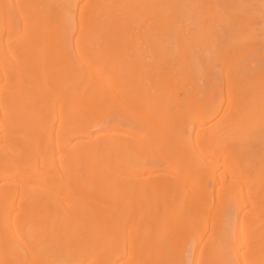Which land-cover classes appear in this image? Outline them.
I'll return each mask as SVG.
<instances>
[{
  "label": "bare ground",
  "instance_id": "6f19581e",
  "mask_svg": "<svg viewBox=\"0 0 264 264\" xmlns=\"http://www.w3.org/2000/svg\"><path fill=\"white\" fill-rule=\"evenodd\" d=\"M171 1L0 0V264H264V85L243 86L234 53L226 65L233 59L230 65L239 71L233 65L236 75L223 77L238 81L236 93L199 90L197 98L189 91L187 100L180 99V84L212 65L210 37L223 46H263L264 3L219 10L205 17H217L209 26L203 13L196 16L199 0ZM249 6L258 12L253 10L254 24ZM138 15L144 22H132ZM184 16L194 18L193 35L186 33ZM199 35L207 42L199 43ZM138 41L158 50L146 65L137 55ZM112 90L121 93L113 98ZM224 103L232 109L225 137L200 148L204 134L198 132L190 149L196 123L211 121ZM137 107L148 117L149 145L175 154L167 167L174 174L155 175L161 179L148 186L145 177L124 175L159 170L146 168V145L134 136ZM104 109L111 111L108 124L135 130L95 134L101 126L95 118ZM196 115L203 116L192 121ZM253 131L262 139L252 138ZM110 138L116 142L101 147L99 140ZM210 153L225 167L215 160L209 165ZM205 162L210 170L204 174ZM111 172L124 173L127 186L120 193L106 186Z\"/></svg>",
  "mask_w": 264,
  "mask_h": 264
},
{
  "label": "rangeland",
  "instance_id": "374dc122",
  "mask_svg": "<svg viewBox=\"0 0 264 264\" xmlns=\"http://www.w3.org/2000/svg\"><path fill=\"white\" fill-rule=\"evenodd\" d=\"M176 2H177V0H175ZM174 1V2H175ZM187 1V0H186ZM194 1V0H193ZM200 1V2H199ZM198 1V3L197 4H195V3H193V5L195 4V6L194 7H196L197 9H196V11H197V13L198 14H196V16L197 15H200L201 13H203V14H201V15H204V17H202V18H204V20L206 19L205 17L206 16H209V17H207V19L209 18H213V16L217 13L218 14V12H219V14H220V11L221 10H224V9H228L229 11L231 10V12H232V10H234L235 11V9H236V7L238 6V7H240L242 4L244 5L245 4V2L247 3V4H250L251 3V1L250 0H199ZM245 1V2H244ZM248 1H250V2H248ZM255 2H256V4H255V2H254V4L255 5H252V4H250V5H252L253 7H256V5L258 4V3H260V1L259 2H257L258 0H254ZM173 2V0L171 1V3ZM175 2V3H176ZM184 2V1H183ZM195 2V1H194ZM264 3V1L262 0V4ZM246 4V5H247ZM261 4V3H260ZM261 4V5H262ZM82 5L83 4H81V7H82ZM172 5V4H171ZM259 5V4H258ZM261 5H259V6H257V7H260ZM169 6V5H168ZM199 6V7H198ZM212 6V7H211ZM235 7V9H234V7ZM248 6V5H247ZM264 6V5H263ZM80 7V8H81ZM242 7H244V6H242ZM170 8V7H169ZM190 8V7H189ZM191 8H192V6H191ZM210 8V9H209ZM213 9V11H215V12H210V10L212 11V9ZM248 8H252L251 6H249ZM262 8V7H261ZM174 10V11H176V12H178V14H180V9L178 8V5H174V8H173V6L171 7V10ZM245 9H247L246 8V6H245ZM244 9V10H245ZM258 9V8H257ZM191 10H193V9H191ZM209 11V14L211 15V17H210V15L207 13V15H206V12H208ZM220 10V11H219ZM242 11L243 13L245 12V11ZM247 10H249V9H247ZM246 10V11H247ZM252 10V11H251ZM250 11L251 12H249L250 14H252L251 15V19L249 18V22H250V20L252 21V19H254L253 18V15L254 14H256V13H258L256 10H255V8H252ZM256 12H254V11ZM193 11H195V9L193 10ZM217 11V12H216ZM170 12V11H169ZM225 12V11H224ZM227 12V11H226ZM239 12H241V11H239ZM242 12H241V14L239 13H237L238 14V16H241L242 15ZM254 12V13H253ZM175 13V12H174ZM222 13V12H221ZM234 13V12H233ZM235 13V14H236ZM248 13V14H249ZM185 14H187V13H185ZM225 14H227L228 15V13H225ZM249 14V15H250ZM77 15H80V12L79 13H77ZM188 15V14H187ZM190 15V14H189ZM200 15V16H201ZM233 16H234V14H232ZM244 15V14H243ZM260 15V14H259ZM179 16V15H178ZM194 15L192 14V17H193ZM217 16V15H216ZM228 16H231V13L228 15ZM238 16H234V17H236V19L235 18H233L232 16L230 17V18H232V19H230V20H236L237 21V19H238V21H239V19H240V17L238 18ZM245 16H247V14L246 15H244V17ZM257 16H258V14H257ZM135 17V18H134ZM134 17H131V18H133V20H132V22L134 21H137V22H144V20H145V18L143 17V16H134ZM185 17V16H184ZM191 17V18H192ZM244 17L242 16L241 17V19L243 20V21H247V19H244ZM259 17V16H258ZM178 18V17H177ZM190 18V19H191ZM217 17H215L213 20H215ZM247 18V17H246ZM257 18V17H256ZM255 18V20H257ZM185 19H187L186 17H185ZM194 18H192L191 20L194 22V20H193ZM129 20H131L130 18H129ZM188 20V19H187ZM197 20V19H196ZM213 20H211V21H213ZM242 20H240V21H242ZM191 21V22H192ZM200 21H201V19H200ZM207 20H205V22H206ZM211 21H207V23H209V26L211 25L210 23H212ZM216 21H218V20H216ZM259 20H257V22H258ZM187 22H189V23H186V25L187 24H190V27H189V25H187L188 27H189V31L190 30H192V31H194L196 28H195V24H193V22L191 23L190 22V20H188ZM195 22H197V21H195ZM204 22V21H203ZM255 22V21H254ZM256 22V23H257ZM198 23V22H197ZM200 23V22H199ZM214 23V22H213ZM220 23H222V22H220ZM243 23V22H242ZM252 23H253V21H252ZM251 23V24H252ZM260 22H258V24H259ZM203 24V23H202ZM223 24V23H222ZM235 24V23H234ZM241 24V23H240ZM254 24V23H253ZM252 24V25H253ZM201 24H199V26H200ZM206 25H208V24H206ZM215 25V23L213 24V26ZM218 25V24H217ZM216 25V26H217ZM244 25V24H243ZM199 26H197L196 25V27H199ZM203 27L205 26V23H204V25H202ZM212 26V25H211ZM215 26V27H216ZM223 26V25H222ZM202 27V28H203ZM224 27V26H223ZM245 27H246V25H245ZM258 27V26H257ZM207 28V27H206ZM206 28H204V29H206ZM217 28V27H216ZM222 28V27H221ZM187 29V28H186ZM199 29H201V28H199ZM208 29V28H207ZM219 29V28H218ZM24 30H26V29H24ZM198 30V29H197ZM203 30V29H202ZM222 30H224V29H222ZM192 31H190V32H188V31H186V33H188V35H190L189 33H191ZM204 31V30H203ZM26 32H27V30H26ZM196 32V31H195ZM205 32V31H204ZM198 33V32H197ZM184 35H185V33H184ZM192 35H193V32H192ZM180 37L179 38H181L182 37V34H180L179 35ZM185 36H187V35H185ZM205 36V35H204ZM203 36V37H204ZM207 36V35H206ZM173 37V36H172ZM199 37H200V35H199ZM202 37V36H201ZM200 37V38H201ZM202 37V38H203ZM199 38V39H200ZM202 38H201V40L199 41V43L202 41ZM208 38V37H207ZM230 38V37H229ZM105 40V38H103L102 37V40ZM190 39V37L188 36V37H186V41H188ZM204 39V38H203ZM259 39V38H258ZM75 40H76V38H75ZM171 40H175L174 38L173 39H171ZM177 40V39H176ZM191 40V39H190ZM206 40V39H205ZM227 40H228V38H227ZM231 40H233V39H231ZM230 40V41H231ZM208 41L210 42V44L212 43L211 41H213V43L210 45V46H212L210 49H211V51H212V53L211 54H214L216 57H217V60L215 59V56H214V60H209V62H210V64H212V65H210V67L207 65V64H204V66H202L201 67V70L200 71H198L199 72V74H197L196 73V76H192L191 75V78H190V81L188 82V83H186L185 85H181L180 84V86L183 88V92L181 93V97H180V99L182 100V99H185L186 98V100L188 99V96H190L189 94V91H195V95H196V97L197 98H200V97H202L203 96V93H201V94H198V91L199 90H201L202 92H203V90H204V92L205 93H207V94H214L215 92H217V94H222V95H224V96H228V93L229 94H231V95H233L234 93H236L237 92V85H238V81L235 79V78H230V79H226V78H224L223 76H224V74L226 75L228 72L229 73H234L235 71L237 72V71H239V69L237 68V67H241V71H243V72H241V73H237V75H242L243 74V76H244V78H243V80L241 81V83L243 84V86L244 87H247L246 89L247 90H253L252 88H254V89H256V88H260L261 86H263L264 85V79L262 80V79H260V78H258L259 77V71L261 70L262 71V66L264 67V44H263V46L261 45L262 44V42H261V44H258V45H260V46H258V45H256V42H253V43H255V44H252V45H255V46H257L258 48H252L253 46H250V45H248L249 43H251L250 41H249V43L247 44L246 42H245V44H247V45H244V43H243V45L244 46H232L233 44H231V42L230 43H228L227 45H225V46H223V44L221 43L220 44V42H222V41H218L217 42V44L216 43H214L215 41H217V39L215 40V38H209L208 39ZM148 42V41H147ZM183 42V41H182ZM203 43L205 42H207V41H202ZM232 42H234V41H232ZM258 42V41H257ZM171 43H173V45H174V42H171ZM191 45V44H190ZM238 45V44H237ZM242 45V44H241ZM106 46V45H105ZM169 46V45H168ZM175 46V48L174 49H176V46L177 45H174ZM193 46V45H192ZM195 46V45H194ZM168 48V47H167ZM169 48H171V47H169ZM191 48V47H190ZM155 49V48H154ZM194 49V48H193ZM136 50H137V55L138 56H141V59H142V63L143 64H147V63H150V61L154 58V56L155 55H157L158 53V50H157V52L156 53H154L156 50H153V48H152V46H150L148 43H146V44H144L142 41H138V43H137V47H136ZM170 50H172V49H170ZM170 50L168 49V51L170 52ZM190 50H192V49H190ZM196 50V49H195ZM160 51V50H159ZM173 51V50H172ZM194 51V50H193ZM192 51V52H193ZM188 52H189V49H188ZM191 53V52H190ZM235 53V56H234V58H237L236 60H239L238 62L236 61L235 63H237V65L239 64L240 66H237V65H235V63L233 62L232 63V65H230L231 63V61H233V59L229 62V66L227 67V60L229 59V56L231 57V55L232 54H234ZM210 54V53H209ZM207 57H208V55H207ZM211 57V56H210ZM212 58V57H211ZM209 59V58H208ZM208 59H207V61H208ZM226 59V60H225ZM260 61H259V60ZM216 60V61H215ZM256 60V61H255ZM255 62H258V63H260L259 64V66H258V64H256ZM262 62V63H261ZM241 63V64H240ZM253 63H255V64H253ZM215 64V65H214ZM244 64V66H242ZM214 65V66H213ZM233 65H234V67H236V70H235V68L233 67ZM261 65V66H260ZM250 66H253V68L252 67H250ZM255 66V67H254ZM258 66V67H257ZM250 68V69H249ZM261 68V69H260ZM232 69H234V70H232ZM141 70L142 71H144V72H148V68L146 67V66H143L142 68H141ZM231 71V72H230ZM234 71V72H233ZM236 72L234 73L235 75H236ZM246 72V73H245ZM261 73V72H260ZM233 74V75H234ZM245 74V75H244ZM103 84V83H102ZM101 84V85H102ZM105 84V83H104ZM104 86V85H103ZM121 90V89H120ZM111 92V91H110ZM114 92V93H113ZM119 92L120 91H113L112 90V93H113V98H115V97H117V95L119 94ZM200 92V91H199ZM121 93V92H120ZM214 96H216L215 94H214ZM131 104V103H130ZM139 104V103H138ZM225 104V103H224ZM223 104V106H225V107H223V108H221L222 110H220L221 112H219V113H217L218 115L217 116H214V118L213 119H211V121H208V122H206V123H196L195 125H196V127H195V131L193 130V132H192V134L190 135V137H189V140H191V143L189 144L190 145V149H191V147L193 146V140H194V138H195V136H197L196 134L198 133V132H200V133H202V134H204V137H203V139H202V141H199L198 142V144L200 145V148L202 147V148H206V147H208L210 144H213L214 142H218V140L222 137V138H224L225 137V134L226 133H224V131H225V128H226V123H227V118H228V115H230L229 113L231 112H228L229 110L227 109V108H229V107H227L228 105H224ZM135 106V105H134ZM137 106V105H136ZM139 106V105H138ZM144 106V105H143ZM143 106H142V108H143ZM249 106H250V104H249ZM141 107V106H140ZM139 107V108H140ZM227 107V108H226ZM251 107H252V110H254L255 112H257V115H261V110H260V113L258 114V109H260V107L258 108V105H252V106H250V109H251ZM138 108V107H137ZM136 109L137 110V115H136V113L134 114L136 117H135V120H134V117H133V125L134 126H136V133H135V135L134 136H136V140L137 141H139L138 143H139V146H145L144 148H143V150H145V154H143L144 156H145V159H147L146 160V163H145V166H146V168L148 167H156V169H159L158 171H156V170H149L148 172H146V173H141L140 175H135V173L133 174V173H131V174H129V172L128 173H126V174H124L125 176H134V177H145L146 179H145V183H146V185L148 186L149 184H151V183H153V182H158L160 179L159 178H156V177H154L155 175H159V174H163V175H172V174H174L173 173V170H170V169H167V167H169V163H170V161H172L173 160V157L175 156V154H174V152H171V151H167V150H163V148L159 151V148H158V150H155V149H157V148H152V147H154V146H151V145H149V143H148V139L149 138H147V135H145V133H146V125H147V122L145 121L147 118L144 116V114H145V112H144V110H145V106H144V110L142 109ZM227 109V110H226ZM104 110H106V109H104ZM136 110L134 111V112H136ZM232 110V109H231ZM146 111V110H145ZM106 112V114H104ZM123 112V111H122ZM122 112L120 111L119 113L120 114H118L119 116L122 114ZM124 112H126V111H124ZM109 113H111V111L110 112H108L107 113V110L106 111H102V113H100V114H98L97 116H96V118H95V123H97V124H99L100 123V125L101 126H99L100 128H97V130L95 129V134H97L98 132L97 131H99V132H112V131H120V132H123V134L125 135V133H127V134H129L130 133V130H135L134 128V126H133V129H129V128H125V126L126 127H128L125 123L123 124V123H116L115 122V124H117V126H115V124H114V122L113 123H109L108 124V122H110L108 119H109V117H107V118H105L106 117V115L107 114H109ZM247 113V112H246ZM104 116H103V115ZM125 114V113H124ZM124 114H122V115H124ZM147 114V113H146ZM255 114V113H254ZM249 115V114H248ZM109 116H111V115H109ZM203 115H196V116H194L193 117V119H192V121H196L199 117L201 118ZM121 117H123V116H121ZM248 117V116H247ZM254 117V116H253ZM126 120H127V117H124ZM144 118H146V119H144ZM245 118H246V116H245ZM257 118V117H256ZM104 119V120H103ZM105 119H107L106 121H105ZM130 119V118H129ZM254 119V118H253ZM131 120V119H130ZM250 121V120H249ZM126 122V121H125ZM146 122V123H145ZM214 122H216L212 127H210L209 128V124H211V123H214ZM245 122V121H244ZM110 124H114V125H110ZM120 124H122L121 126H120ZM145 124V125H144ZM124 125V126H123ZM143 125V126H142ZM254 125V124H253ZM252 125V126H253ZM251 126V127H252ZM254 126H256V125H254ZM121 127H124V128H121ZM250 127V128H251ZM202 128V129H201ZM204 128H209V129H207L206 131L204 130ZM253 128V127H252ZM256 128V127H255ZM122 130V131H121ZM250 130V129H249ZM256 130H258V128H256ZM255 130V131H256ZM205 131V132H204ZM93 132V133H94ZM254 132V131H253ZM251 132L252 133V135H251V137L252 138H257V137H259L260 138V140L262 139V137L261 136H258L257 135V133L259 132V130H258V132L256 133V132ZM221 133V134H220ZM250 133V134H251ZM137 134V135H136ZM223 134V135H222ZM92 135H94V134H92ZM222 135V136H221ZM249 135V134H248ZM257 135V137H255ZM262 135V134H261ZM221 136V137H220ZM250 136V135H249ZM247 138H249V137H245V138H243L244 140H247ZM252 138L249 140V141H251L252 143H253V141H252ZM87 139H89V137H87ZM254 140H256V139H254ZM99 141H102L100 144H102L103 143V145H101V147H104V145H106L105 147H106V149H108L109 147H107V144L108 145H113L116 141H115V139L114 138H110V139H107V140H105V139H102V140H99ZM149 141H151V139L149 140ZM257 141V144L259 143L258 141L259 140H256ZM263 141L264 140H262V142H261V144L263 143ZM96 142V141H95ZM98 142V141H97ZM245 142V141H244ZM255 142V141H254ZM136 143V142H135ZM151 143V142H150ZM248 143V142H247ZM141 144H143V145H141ZM216 144V143H215ZM96 145H97V143H96ZM131 145V144H130ZM129 145V148L132 146L133 147V145H131L130 146ZM137 145V144H136ZM154 145V144H153ZM264 145V144H263ZM262 145V146H263ZM249 146V145H248ZM247 146V147H248ZM95 147V146H94ZM132 147H131V149H132ZM160 147H163V146H160ZM189 147V146H188ZM96 148V147H95ZM98 148V147H97ZM245 148H246V146H245ZM249 148V147H248ZM103 149V148H102ZM187 149V148H186ZM259 149V148H258ZM104 150V149H103ZM189 150V149H188ZM107 151H111V150H107ZM171 152V153H170ZM176 152V151H175ZM261 155L260 156H262V155H264V148H261ZM140 153H143V152H140ZM207 153H209V152H207ZM125 154V153H124ZM123 154V155H124ZM216 154V153H215ZM207 155H209V154H207ZM205 156V155H204ZM162 157H164V159L162 158ZM206 157V156H205ZM216 157V155H214V154H212V153H210V155H209V157H206V158H208V160H210V162L209 163H213L212 162V160H215L216 162V164L217 165H219V166H223V167H225V165H226V161L224 160V159H216L215 158ZM144 159V160H145ZM162 159L164 160V161H162ZM165 160H167V161H165ZM144 163V162H143ZM207 164H206V162H205V165H204V171L202 170V169H200V170H202L203 172H204V174L206 173V171H208L209 172V170H210V168H207V167H209V166H206ZM209 165H214V163L213 164H209ZM215 166V165H214ZM260 166H261V168L260 169H262V172L264 171V165H261L260 164ZM257 167V166H256ZM122 168H123V166H122ZM122 168H120V169H122ZM199 170V169H198ZM257 170V169H256ZM129 171H131V169L129 170ZM133 171V170H132ZM136 171V173H138V171H139V169H138V171L137 170H135ZM135 171H133V172H135ZM202 171H200V174H199V172H197V174H199V176H201V172ZM119 172V171H118ZM126 172V171H125ZM176 172V171H175ZM207 172V173H208ZM123 174H120V175H115V174H113L112 172H111V176H110V178H108V180H107V187H108V185H109V187L108 188H110L111 190H113V192L115 191V192H118V193H120V192H122L124 189H125V185H126V183H124L125 181H123L124 179H123ZM196 174V173H195ZM203 174V175H204ZM142 175V176H141ZM164 178V177H163ZM144 182V181H143ZM127 186V185H126ZM109 190V189H108ZM112 193V192H111ZM112 195H114L113 193H112ZM149 198V197H148ZM92 200V199H91ZM110 201V200H109ZM56 203H58V202H56ZM87 203V202H86ZM109 202L107 201V204H108ZM110 205L112 204V202L110 201V203H109ZM16 206H18V203L16 202V204H15V206H14V208L16 207ZM57 206V205H56ZM14 208H13V210H14ZM59 210L60 209H58V212H59ZM18 208H16V210H14L13 212H11V214L12 215H15V214H17L18 213ZM60 211H62V209L60 210ZM60 214H62L63 215V212H59ZM65 213L67 214L68 212H66L65 211ZM65 214V215H66ZM71 214V213H70ZM61 215V216H62ZM73 215V214H72ZM76 215V214H75ZM64 216V215H63ZM62 216V217H63ZM66 216H68V214L66 215ZM75 217V216H74ZM66 218V217H65ZM180 222V221H179ZM176 224V223H175ZM178 224V223H177ZM180 224H181V222H180ZM179 224V225H180ZM72 227V226H71ZM178 227V226H177ZM199 228L201 227V225H199L198 226ZM68 228H70L69 227V225H68ZM74 229V228H73ZM42 229H40V231H41ZM208 230V229H207ZM40 231H37V232H35V233H33L35 236L34 237H37L38 238V235H37V233L39 234V236H40ZM70 231V230H69ZM68 231V232H69ZM71 232H73V231H70V233ZM77 232V231H76ZM44 232H42V235L44 236V234H43ZM78 233V232H77ZM72 234V233H71ZM82 235V234H81ZM208 235H209V232H208V234L207 233H205V236H203L204 237V239H206L207 237H208ZM78 236V238L80 237V235H77ZM75 237H76V235H75ZM42 238V237H41ZM71 238H73V237H71ZM82 238V237H81ZM72 240V242H76V241H73L74 239H71ZM76 240H78L77 239V237H76ZM203 241L201 242V243H199L198 244V248H202V245H203ZM202 244V245H201ZM200 246V247H199ZM200 248V249H201ZM199 249V250H200Z\"/></svg>",
  "mask_w": 264,
  "mask_h": 264
}]
</instances>
